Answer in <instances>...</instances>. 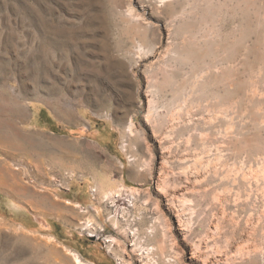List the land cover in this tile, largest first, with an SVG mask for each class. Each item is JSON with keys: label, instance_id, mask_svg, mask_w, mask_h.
I'll return each instance as SVG.
<instances>
[{"label": "rangeland", "instance_id": "obj_1", "mask_svg": "<svg viewBox=\"0 0 264 264\" xmlns=\"http://www.w3.org/2000/svg\"><path fill=\"white\" fill-rule=\"evenodd\" d=\"M160 1L0 0V130L33 149L9 161L32 198L0 190V264H74L70 252L91 264H264V0ZM201 38L211 88L175 109L165 77L195 79L174 56ZM149 86L162 88L161 123L167 104L196 127L216 117L190 146L174 134L168 163L165 133L146 122ZM183 161H211L206 183L180 174Z\"/></svg>", "mask_w": 264, "mask_h": 264}, {"label": "bare ground", "instance_id": "obj_2", "mask_svg": "<svg viewBox=\"0 0 264 264\" xmlns=\"http://www.w3.org/2000/svg\"><path fill=\"white\" fill-rule=\"evenodd\" d=\"M150 1H155V0H150ZM162 2H166L167 0H161ZM160 1V2H161ZM169 1H172V0H169ZM209 1V0H208ZM227 1V0H226ZM232 1V0H231ZM240 1V0H239ZM214 2V1H213ZM218 2V1H217ZM210 3V2H209ZM215 3V2H214ZM213 3V4H214ZM246 3H248V2H246ZM189 4V3H188ZM206 4V3H205ZM206 5H208V4H206ZM210 6V5H209ZM208 6V7H209ZM213 6V5H212ZM254 6H256V5H254ZM211 7V6H210ZM230 7V6H229ZM241 7V6H240ZM192 8H193V6H192ZM215 8V7H214ZM134 9V8H133ZM189 10V8H188V5L185 7V10H183L182 11V15H181V18H179V19H181L180 20V22H179V30H180V32H181V34H183V36H185L186 37V39H187V36H192L193 34L192 33H194L195 32V30H194V32H193V26H192V16H191V14H190V12L188 11ZM263 10V9H262ZM207 11V10H206ZM241 11V10H240ZM208 12V11H207ZM215 12V11H214ZM213 12V13H214ZM219 12V11H218ZM236 12V11H235ZM209 13V12H208ZM207 15V14H206ZM198 16H201V14L200 15H198ZM202 17H203V19H201V18H199L198 20L200 21V22H202V20H204L205 19V17L202 15ZM210 17V16H209ZM262 17V16H261ZM207 18V17H206ZM141 19H143V18H141ZM138 21L140 20V19H137ZM144 20V19H143ZM214 22V21H213ZM213 24V23H212ZM174 25V24H173ZM173 27V26H172ZM245 31V30H244ZM213 32H214V30H213ZM218 32H220V31H218ZM196 34H198V33H196ZM206 35V34H205ZM204 34H203V36L202 37H204L205 36ZM175 36V35H174ZM207 36V35H206ZM185 37H183V38H185ZM195 37V36H194ZM194 37H192V38H194ZM144 38V37H143ZM186 39H184L180 44H179V49L176 51L177 53H176V56H174V59L176 60V61H178V64H179V66H184V68H185V66H191L193 69H195V70H197L196 72H198V74L195 76V79L190 83H187V82H185V81H188L187 79L185 80H182V79H180L181 77H182V74H181V77H180V75L179 76H177L176 74H174V76H170V74L169 75H166L167 77L168 76H170V77H165V81H164V85H163V83L162 84H160L161 86L163 85L164 86V89H163V91L164 90H166V92H170L171 94L169 95V96H171L170 98H172L171 99V103H169L170 105H171V107H172V105H174V106H176L177 105V108L175 107V109H180V108H182L183 107V105L181 106V104L182 103H186V102H189L192 98L191 97H193V95H194V93H196L197 91L199 92V93H201V94H207L206 93V91H207V89H209L208 87H210L211 88V84H209V77H208V73L206 72L207 71V69H206V62H207V57H208V53H209V48H208V46H207V41H205V40H203L202 38L200 39V40H202V42L200 43V44H198L199 42H197V47L196 46H194V47H196V52L191 48V46H190V44H192L193 43V41L191 42V43H189V44H187V42L185 41ZM190 39V38H189ZM210 39V38H209ZM192 40V39H191ZM207 40V39H206ZM243 40V39H242ZM142 42H143V40H141ZM145 42V41H144ZM189 42V41H188ZM245 43V42H244ZM192 45H195V44H192ZM212 46V45H211ZM193 47V48H194ZM227 48V47H226ZM153 49V48H152ZM234 50V49H233ZM232 50V51H233ZM166 51V50H165ZM231 51V52H232ZM218 52V51H217ZM227 52V51H226ZM143 53H145V47L142 45V44H139V46H138V48H137V54H138V56L139 57H142L143 56ZM263 54V53H262ZM173 58V57H172ZM168 59V58H167ZM207 59V60H206ZM164 60V59H163ZM216 63V62H215ZM163 64V63H162ZM153 66V65H152ZM165 66V65H164ZM231 66V65H230ZM182 67H180L179 69H181ZM224 68V67H223ZM155 69V68H154ZM178 69V70H179ZM260 69V68H259ZM156 70V69H155ZM170 70V69H169ZM194 70V71H195ZM171 71V70H170ZM180 71V70H179ZM182 71V70H181ZM180 71V73H182ZM155 72V71H154ZM177 72V71H176ZM173 73H175V71L173 72ZM262 73V72H261ZM196 74V73H195ZM237 74V73H236ZM230 76V75H229ZM178 77H180V78H178ZM256 77V76H255ZM183 78H184V76H183ZM186 78V77H185ZM209 78V79H208ZM258 78V77H257ZM228 79V78H227ZM213 80H215V79H213ZM217 81H218V79H216ZM216 80L214 81L215 82V84H217L216 83ZM212 81V80H211ZM210 81V82H211ZM232 81V80H231ZM213 82V81H212ZM213 82V83H214ZM233 83V82H232ZM254 83V82H253ZM158 84V83H157ZM222 85V84H221ZM163 86H162V88H163ZM213 86H215V85H213ZM256 87H258V85L256 86ZM162 88H158V87H152V86H149L147 89H146V92H147V94H150L152 97H151V101H149V109H148V112H147V115H146V122L147 123H150V125L151 124H153L154 125V127H156L155 129L157 130V131H161V132H163L162 134H164L165 133V136L163 137L164 138V140L168 143L169 142V144H170V141L172 140L173 142H174V140H173V135L174 134H176L177 132L179 133V134H181V135H186L185 137H187V140H186V144L188 145V146H190V138H191V136H193L192 135V132H193V129H194V127H196V123H195V119L193 118V115H192V113L190 112V111H188V110H182L181 109V111L182 112H175V109H171V111L167 108L168 106V104L167 105H165L166 106V109L168 110V111H166L167 113H168V119L165 121V123H161L159 120L161 119V117H162V115H164V114H162V112L160 111V109H158V105H157V103H158V101H157V98L158 97H160V94H161V89ZM188 88H189V90H188ZM217 88V87H216ZM250 88H252V87H250ZM254 88H255V86H254ZM259 89V88H258ZM230 90V89H229ZM248 90V89H247ZM250 91V90H249ZM258 90H253L252 91V94H251V99L252 100H255V98L257 97V94H258V92H257ZM165 92V93H166ZM167 94V93H166ZM165 94V95H166ZM169 94V93H168ZM165 95H164V97H165ZM198 95V94H197ZM259 95V94H258ZM232 96V95H231ZM262 97H263V95H261ZM201 97H203V96H201ZM166 98V97H165ZM206 98V97H205ZM259 98V97H258ZM203 99V98H202ZM223 99V98H222ZM210 100V99H209ZM258 100V99H257ZM261 100V99H260ZM161 101V100H160ZM198 101V100H197ZM201 101V100H200ZM239 101V100H238ZM213 102H214V100H213ZM164 103H166V102H164ZM168 103V102H167ZM175 103H177L176 105H175ZM191 104H192V102H190ZM195 103H196V101H195ZM199 103V102H198ZM217 103V102H216ZM211 104V103H210ZM231 104V103H230ZM251 104V103H250ZM186 105V104H185ZM193 105V104H192ZM195 105V104H194ZM200 105V104H199ZM225 105H226V103H225ZM232 105V104H231ZM165 106H164V109H165ZM187 106H188V104H187ZM191 106V105H190ZM197 106V105H196ZM237 106V105H236ZM235 106V107H236ZM162 107V106H161ZM160 107V108H161ZM195 107V106H194ZM198 107V106H197ZM229 107V106H228ZM238 107V106H237ZM259 108V112L261 113L263 110H264V104H260L259 106H258ZM163 108V107H162ZM174 108V107H173ZM191 108H193V106L191 107ZM190 108V109H191ZM204 108V107H203ZM221 108V107H220ZM220 108H218V110L220 109ZM226 108V107H225ZM231 108V107H230ZM233 108V107H232ZM165 109V110H166ZM183 109H185V108H183ZM199 109H200V107H199ZM224 109V108H223ZM195 110H196V108H195ZM201 110V109H200ZM199 110V112H201ZM210 111H211V109H210ZM215 111V110H214ZM213 111V112H214ZM222 112V111H221ZM220 112V113H221ZM226 112V111H225ZM228 112V111H227ZM233 112H235V110L233 111ZM258 112V113H259ZM164 113V112H163ZM166 113V114H167ZM205 113V112H204ZM219 113V114H220ZM259 113V114H260ZM226 114V113H225ZM230 114V113H229ZM262 114V113H261ZM201 115V114H200ZM209 115V114H208ZM211 115V114H210ZM223 115V114H222ZM228 115V114H227ZM219 116H221V115H219ZM224 116V115H223ZM252 116V115H251ZM212 118H213V120H214V118H216L215 117V115H213L212 117L210 116V117H208V118H204V119H201L200 120V123L198 124V126L199 127H196V128H200L201 130H202V132H204V131H206V130H208L207 129V126H209L211 123H213L212 121ZM225 118V117H224ZM233 118V117H232ZM237 119V118H236ZM240 119V118H239ZM217 120V119H216ZM233 120V119H232ZM254 120H256V121H254L253 123L254 124H256L255 126H260V125H258V124H261V125H263V127H264V116L262 117V118H255ZM229 121V120H228ZM237 122H239V121H237ZM259 122V123H258ZM215 123V122H214ZM252 123V122H251ZM194 124H196V125H194ZM213 125V124H212ZM216 125V124H215ZM235 125V124H234ZM231 126H233V124L231 125ZM235 127V126H234ZM195 128V129H196ZM230 128V127H229ZM228 128V129H229ZM254 128V127H253ZM256 128V127H255ZM257 128H259V127H257ZM1 129V128H0ZM136 129H137V126H136V124L134 123V121L133 120H131V122H130V131L131 130H134V131H136ZM228 129H227V131H228ZM232 129V128H231ZM260 129V128H259ZM264 129V128H263ZM262 129V127H261V131L263 130ZM222 130V129H221ZM230 130V129H229ZM240 130V129H239ZM255 130H257V129H255ZM234 131V130H233ZM258 131V130H257ZM264 131V130H263ZM160 132V133H161ZM201 132V131H200ZM229 132V131H228ZM244 132V131H243ZM177 133V134H178ZM206 133V132H205ZM204 133V134H205ZM208 133V132H207ZM227 133V132H226ZM230 133V132H229ZM229 133L227 134V136L229 135ZM261 133V132H260ZM258 134H259V132H258ZM264 134V133H263ZM202 135V134H201ZM201 135H199V137H198V139H202V137H203V135H202V137H200ZM260 135V134H259ZM19 135H18V133L15 131V130H13L12 128H8V129H6V131H4V132H2V130H0V150H1V152L3 153V155L5 156V159L2 161L1 159H0V190H2V191H5V192H8V193H10L11 195H13V196H15V197H19V198H29V196L31 197V195H30V193H29V191H28V189L26 188V187H21V186H17L16 185V182H14L15 180H17V178H19V175L16 173V172H14V170H12V168L10 167V164H9V161L10 160H12V159H14L15 157H16V155H18L19 157H20V155H22V154H30L32 151H30V150H33V149H31L30 147H31V145H27V144H25L24 143V141L22 142L21 140V138H19L18 137ZM217 136V135H216ZM183 137V136H182ZM194 137V136H193ZM210 137V136H209ZM220 137V136H219ZM230 137V136H229ZM175 138V137H174ZM216 138V137H215ZM176 139V138H175ZM214 140V139H213ZM217 140V139H216ZM172 141H171V144H172ZM175 143V142H174ZM164 144H166V143H164ZM169 144H166V145H161L162 146V149H163V151L161 152L162 153V159L164 160V161H166V163H168V161H169V158H171V157H169V158H167V155H170L169 153H168V151L171 149V148H173L175 145H173V147L171 146V144L169 145ZM169 145V146H168ZM202 145V144H201ZM205 146V145H204ZM211 148V147H210ZM209 148V149H210ZM172 150V149H171ZM213 150V149H212ZM35 151V150H34ZM208 151V150H207ZM218 151H219V149H218ZM36 152V151H35ZM171 152V151H170ZM173 152V151H172ZM197 153V152H196ZM189 154V153H188ZM206 154V153H205ZM220 154V153H219ZM183 155V154H182ZM200 155V154H199ZM202 155V154H201ZM22 157V156H21ZM179 157V156H178ZM184 158V157H183ZM23 159V158H22ZM56 160H58V159H56ZM55 158H54V160H53V162L55 163ZM181 160V159H180ZM179 160V161H180ZM194 160V159H193ZM198 160H200V158H198ZM208 160V159H207ZM218 160V159H217ZM60 161V160H59ZM188 161V159L186 160V162ZM203 161V160H202ZM202 161H195L194 162V164H191V165H189V166H187L188 165V163H186L185 161H183V163L185 162L186 163V165L182 168V171L180 170V174H181V172H182V174L186 177V179L189 181V180H193L194 182H198V183H204L205 181H203V180H207L206 178H205V176L207 175H209V169H210V167H211V165H209L210 164V162L211 161H209L208 163H204V162H202ZM57 162V161H56ZM61 162V161H60ZM170 162V161H169ZM172 162V161H171ZM218 162V161H217ZM216 162V163H217ZM180 163V162H179ZM182 163V164H183ZM171 164V163H170ZM214 164V163H213ZM223 164V163H222ZM264 164V163H263ZM53 165V164H52ZM59 165V164H58ZM55 167V166H54ZM64 167V166H63ZM61 168V167H60ZM215 168V167H214ZM53 169V168H52ZM62 169V168H61ZM181 169V168H180ZM216 169V168H215ZM241 169V168H240ZM262 169V168H261ZM264 169V168H263ZM63 170V169H62ZM257 170V169H256ZM259 170V169H258ZM42 171V170H41ZM44 171V170H43ZM235 171V170H234ZM248 171V170H247ZM214 172V171H213ZM255 172V171H254ZM263 172V171H262ZM264 173V172H263ZM263 173H261V174H263ZM250 174V173H249ZM255 174V173H254ZM259 174V173H258ZM41 176H43V175H41ZM41 176H40V178H41ZM46 176V175H45ZM44 176V177H45ZM182 176V175H181ZM206 176V177H207ZM222 176V175H221ZM226 176V175H225ZM249 176V175H248ZM253 176L254 175H252L251 177L253 178ZM260 176V175H259ZM43 177V178H44ZM205 178V179H202V178ZM224 177V176H223ZM250 177V178H251ZM160 178V177H159ZM209 178V177H208ZM222 178V177H221ZM251 178V179H252ZM46 179V178H45ZM248 179V178H247ZM160 181V180H159ZM187 181V182H188ZM221 181V180H220ZM223 181H224V179H223ZM257 181H258V178H257ZM175 182H177V179H176V181ZM174 181H173V183H175ZM190 182V181H189ZM188 182V183H189ZM208 182V181H207ZM222 182V181H221ZM227 182V181H226ZM231 182V181H230ZM246 182V181H245ZM250 182V181H249ZM253 182V181H252ZM256 182V181H255ZM259 182V181H258ZM165 183V182H164ZM172 183V187H173V184ZM206 183V182H205ZM176 184V183H175ZM192 184H195V183H193L192 182ZM197 184V183H196ZM195 184V185H196ZM238 184V183H237ZM112 184H111V182H109L106 186L107 187H110ZM178 185V184H177ZM180 185V184H179ZM185 185V184H184ZM170 186V185H169ZM248 186V185H247ZM103 187H105V186H103ZM175 187V188H174ZM173 187V189H174V191H175V189L176 190H179V189H177V186H174ZM180 187H182L181 185H180ZM188 185H187V189H188ZM229 187V186H228ZM236 187H238V186H236ZM251 187V186H250ZM167 188H168V184H167ZM183 188V187H182ZM124 189V187H121V190H123ZM169 189V188H168ZM186 189V190H187ZM214 189V188H213ZM263 189V188H262ZM164 190V189H163ZM166 190V189H165ZM221 190V189H220ZM227 190H228V188H227ZM232 190V189H231ZM252 190V189H251ZM169 191H171V190H169ZM188 191V190H187ZM191 191V190H190ZM190 191L188 192V193H190ZM193 191V190H192ZM198 191V190H197ZM205 191V190H204ZM224 191H226V190H224ZM229 191V190H228ZM33 193V192H32ZM227 193V192H226ZM191 194V193H190ZM195 194V193H194ZM201 194V193H200ZM224 194V193H223ZM245 194V193H244ZM215 195H217V194H215ZM204 196V195H203ZM45 197V196H44ZM172 197V196H171ZM215 197V196H214ZM219 197V196H218ZM240 197V196H239ZM32 198V197H31ZM40 198V197H39ZM169 198V197H168ZM189 198V197H188ZM199 198V197H198ZM221 198V197H220ZM224 198V197H223ZM236 198V197H235ZM245 198V197H244ZM170 199V198H169ZM187 199V198H186ZM35 200V199H34ZM188 200V199H187ZM192 200V199H191ZM42 201V200H41ZM44 201V200H43ZM217 201V200H216ZM49 202V201H48ZM218 202V201H217ZM235 202H236V200H235ZM239 202V201H238ZM31 203H32V201H31ZM37 203V202H36ZM51 203H52V201H51ZM54 203V202H53ZM70 203V202H69ZM229 203V202H228ZM237 203V202H236ZM47 204V203H46ZM192 204V203H191ZM238 204V203H237ZM49 205V204H48ZM55 205V204H54ZM51 207V206H50ZM54 209H57V208H54ZM49 239L50 240H54L52 237H49ZM57 244V243H56ZM202 247V246H201ZM70 253H72V255H73V257H74V264H91V263H86V262H84L82 259H81V257L78 255V254H76V253H73V252H70Z\"/></svg>", "mask_w": 264, "mask_h": 264}, {"label": "trees", "instance_id": "obj_3", "mask_svg": "<svg viewBox=\"0 0 264 264\" xmlns=\"http://www.w3.org/2000/svg\"><path fill=\"white\" fill-rule=\"evenodd\" d=\"M51 223L55 226V227H58V224L54 221H51Z\"/></svg>", "mask_w": 264, "mask_h": 264}]
</instances>
